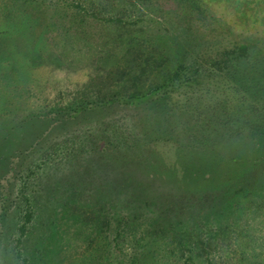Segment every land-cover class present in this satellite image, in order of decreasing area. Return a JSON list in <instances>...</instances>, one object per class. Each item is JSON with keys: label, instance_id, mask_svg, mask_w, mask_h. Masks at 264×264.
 I'll return each instance as SVG.
<instances>
[{"label": "rangeland", "instance_id": "rangeland-1", "mask_svg": "<svg viewBox=\"0 0 264 264\" xmlns=\"http://www.w3.org/2000/svg\"><path fill=\"white\" fill-rule=\"evenodd\" d=\"M250 1L242 16L225 0H0V264H264V0ZM180 64L175 105L57 111Z\"/></svg>", "mask_w": 264, "mask_h": 264}, {"label": "trees", "instance_id": "trees-1", "mask_svg": "<svg viewBox=\"0 0 264 264\" xmlns=\"http://www.w3.org/2000/svg\"><path fill=\"white\" fill-rule=\"evenodd\" d=\"M227 2V6L231 7V9H235V14L244 15L249 10L248 0H225ZM259 0H251L250 3L252 6H259ZM247 3V4H246ZM262 7V6H261ZM186 72V67L182 64L176 66V69L173 70V73L167 78L165 81H163L160 85L150 87L145 89L144 91H137L135 93H131L128 96L123 95H117V93L113 94L110 98L106 99V101L101 100L97 105H94L90 103L88 100L83 101L82 103L76 105V106H70L66 105L65 107H61V109L57 110L58 112L66 111L63 116H68L70 118L75 117L76 115L82 113L84 110L88 108H95L97 106H110L113 104H116L118 106H124V107H135L139 105L140 103H148L150 101L154 100H161L167 101V104H174L175 100H177L178 96L174 95L176 91H180L182 89L181 87L184 86L186 83L183 80V76ZM175 91L174 93H172ZM180 95V94H179ZM187 95V93L185 94ZM191 96L190 94H188ZM183 96V95H180ZM161 101V102H163ZM161 102H159L161 104ZM166 103L162 105V107L165 106ZM31 120V118L29 119ZM4 130L1 131L0 134H2ZM11 137L15 136L17 131L16 129L12 128L10 130ZM15 132V133H14ZM263 134L260 135V137L264 136ZM10 135V134H9ZM262 139V138H261ZM26 152V151H25ZM24 151L16 150L14 153H12L11 156L8 158H4L1 160V162H5L7 164V168L9 167L10 170L16 169V164L21 161L20 156L21 154H25ZM195 165V164H194ZM192 171L195 170V167L192 165ZM197 170V169H196ZM195 170V171H196ZM201 178V177H200ZM212 178H207L203 182H207V184H213ZM7 177H4V179H0V227L2 226V221L7 214V207L5 206V203L8 201L9 197L11 196V187L13 186V180L9 179L6 180ZM110 205V204H109ZM29 214L26 216V222L29 221ZM24 264H27V261L24 260Z\"/></svg>", "mask_w": 264, "mask_h": 264}]
</instances>
